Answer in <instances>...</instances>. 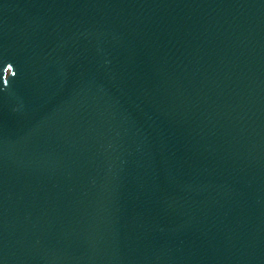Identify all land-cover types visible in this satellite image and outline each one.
Segmentation results:
<instances>
[{
    "label": "water",
    "instance_id": "water-1",
    "mask_svg": "<svg viewBox=\"0 0 264 264\" xmlns=\"http://www.w3.org/2000/svg\"><path fill=\"white\" fill-rule=\"evenodd\" d=\"M0 264H264V0H0Z\"/></svg>",
    "mask_w": 264,
    "mask_h": 264
}]
</instances>
